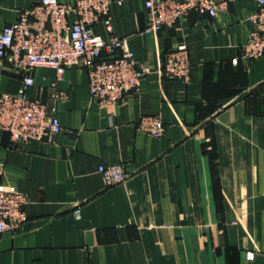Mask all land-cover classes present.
I'll return each instance as SVG.
<instances>
[{
	"label": "crops",
	"instance_id": "1",
	"mask_svg": "<svg viewBox=\"0 0 264 264\" xmlns=\"http://www.w3.org/2000/svg\"><path fill=\"white\" fill-rule=\"evenodd\" d=\"M119 1L112 33L101 21L91 32L126 38L149 71L116 104L91 99L83 69L31 71L27 94L55 108L61 131L25 145L0 131V184L27 199L26 222L0 237V264H264V55L248 61L240 47L255 0L159 33L143 32V0ZM36 2L0 0V30ZM176 43L188 50V83L161 74ZM21 85L0 71V91ZM145 115L160 117L162 136L138 131ZM113 164L126 178L105 187L98 167Z\"/></svg>",
	"mask_w": 264,
	"mask_h": 264
},
{
	"label": "built area",
	"instance_id": "2",
	"mask_svg": "<svg viewBox=\"0 0 264 264\" xmlns=\"http://www.w3.org/2000/svg\"><path fill=\"white\" fill-rule=\"evenodd\" d=\"M235 0H143L146 25L143 32L159 33L175 27L189 14L216 16ZM256 10L246 21L253 25L240 46L242 58L248 61L264 55V0H255ZM119 0H37L23 9L17 20L0 30V71L8 68L22 76V85L16 93L0 91V131L9 135L13 145H25L56 136L61 125L55 108L39 97H30L27 89L34 83L31 71L50 68L60 79L65 70L83 69L88 91L99 104H116L122 97L136 91L141 78L149 69L138 64L127 39L113 34L103 40L91 32V26L101 21L112 33L110 6ZM235 62V61H234ZM161 74L184 83L190 81L191 62L183 43L166 52L161 59ZM58 91L56 99H65ZM137 129L154 138L165 132L159 116L139 118ZM105 187L121 183L125 178L123 166H99ZM23 193L12 186L0 184V237L13 234L26 222ZM76 218L80 210L73 211Z\"/></svg>",
	"mask_w": 264,
	"mask_h": 264
}]
</instances>
